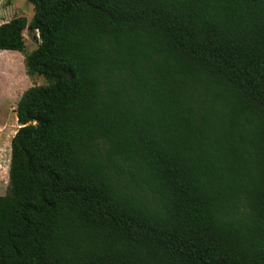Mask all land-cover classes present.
<instances>
[{
	"label": "trees",
	"instance_id": "obj_1",
	"mask_svg": "<svg viewBox=\"0 0 264 264\" xmlns=\"http://www.w3.org/2000/svg\"><path fill=\"white\" fill-rule=\"evenodd\" d=\"M0 264H264V0H29Z\"/></svg>",
	"mask_w": 264,
	"mask_h": 264
},
{
	"label": "rangeland",
	"instance_id": "obj_2",
	"mask_svg": "<svg viewBox=\"0 0 264 264\" xmlns=\"http://www.w3.org/2000/svg\"><path fill=\"white\" fill-rule=\"evenodd\" d=\"M35 8L29 0H0V24L15 16L31 20ZM25 50L0 51V195L7 192L11 139L20 127L16 107L23 92L33 85L46 84L40 75H29L26 55L37 48L38 31H24Z\"/></svg>",
	"mask_w": 264,
	"mask_h": 264
},
{
	"label": "built area",
	"instance_id": "obj_3",
	"mask_svg": "<svg viewBox=\"0 0 264 264\" xmlns=\"http://www.w3.org/2000/svg\"><path fill=\"white\" fill-rule=\"evenodd\" d=\"M38 31V30H37Z\"/></svg>",
	"mask_w": 264,
	"mask_h": 264
}]
</instances>
